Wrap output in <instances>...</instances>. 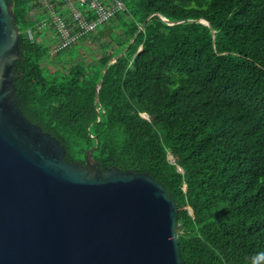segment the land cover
<instances>
[{
    "label": "trees",
    "instance_id": "1",
    "mask_svg": "<svg viewBox=\"0 0 264 264\" xmlns=\"http://www.w3.org/2000/svg\"><path fill=\"white\" fill-rule=\"evenodd\" d=\"M12 1L19 106L65 157L152 174L181 264H264V0H123L84 36L106 50L91 62L47 43L40 0Z\"/></svg>",
    "mask_w": 264,
    "mask_h": 264
},
{
    "label": "water",
    "instance_id": "2",
    "mask_svg": "<svg viewBox=\"0 0 264 264\" xmlns=\"http://www.w3.org/2000/svg\"><path fill=\"white\" fill-rule=\"evenodd\" d=\"M20 38L13 1L0 0V264H181L175 202L152 174L101 168L93 147L70 161L24 114Z\"/></svg>",
    "mask_w": 264,
    "mask_h": 264
},
{
    "label": "built area",
    "instance_id": "3",
    "mask_svg": "<svg viewBox=\"0 0 264 264\" xmlns=\"http://www.w3.org/2000/svg\"><path fill=\"white\" fill-rule=\"evenodd\" d=\"M63 13L55 7L53 0H40L37 15L41 16L39 26L45 31L54 29L57 40L54 48L62 49L80 41L84 36L95 32L118 10L124 8L123 0H62ZM92 11V12H91ZM32 29H27L33 37Z\"/></svg>",
    "mask_w": 264,
    "mask_h": 264
},
{
    "label": "rangeland",
    "instance_id": "4",
    "mask_svg": "<svg viewBox=\"0 0 264 264\" xmlns=\"http://www.w3.org/2000/svg\"><path fill=\"white\" fill-rule=\"evenodd\" d=\"M37 7L32 8L31 14H37ZM46 33H49V30H45ZM56 38L52 40L51 38L48 39L47 43L50 44L51 46H55L56 44ZM80 41H82L83 45L81 46L80 44H77L78 46H81L79 48V52L83 53L85 57L86 62H91L94 61L96 57H99L102 53H104L106 50L101 46V41H96L93 38H82ZM86 47V48H85ZM51 55H53L51 53ZM81 58V55L78 56V59Z\"/></svg>",
    "mask_w": 264,
    "mask_h": 264
}]
</instances>
